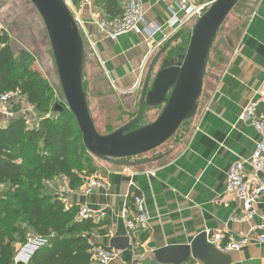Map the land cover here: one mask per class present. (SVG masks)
Returning <instances> with one entry per match:
<instances>
[{"label": "crops", "instance_id": "crops-1", "mask_svg": "<svg viewBox=\"0 0 264 264\" xmlns=\"http://www.w3.org/2000/svg\"><path fill=\"white\" fill-rule=\"evenodd\" d=\"M69 1L81 37L88 43L111 90L128 102L134 101L151 62L141 73L150 46L170 33L168 9H174L173 0H138L146 19L162 28L151 43L134 34L109 40L97 29V18H115L126 0H117L118 6L109 4L106 8L100 4L102 0L91 4L82 0ZM247 3L250 10L236 47L222 68L211 69L196 113L185 122L169 158L163 155L148 159V164L138 167H117L95 161L94 175L101 177L105 185L87 197L80 194V188L69 190L64 178L46 183V191L57 195L67 207H87L88 219L96 225L86 235L92 250L97 247L111 249L113 239L119 241L114 244L116 249H112L118 256L109 264H264V245L258 244L235 253L212 254L206 261L192 258L189 253V257L180 263L176 253L190 248L198 236L207 232L221 231L238 237L262 226L264 233V196L256 201L253 217L246 222L230 221L232 215L242 216V211L235 199L225 196L229 167L247 159L257 140L255 131L249 125L239 123L237 118L245 106L264 96V0H247ZM194 23L187 24L169 40L189 37ZM43 48L45 50L44 43ZM48 51L47 57L46 51L44 54L45 63L52 56L51 49ZM173 56L177 57V54L173 53L172 59ZM20 103L21 106L28 105L24 97L20 98ZM262 106L257 107V113L264 116V111L260 110ZM36 117L35 124L38 122ZM7 121L0 116V126ZM246 173L247 177L251 176L249 167H246ZM259 177L264 183V175ZM133 195L144 200L149 220L131 242L123 217L132 210ZM32 236L28 234L27 237ZM132 244L137 247L135 258L131 252ZM19 248L20 244L15 245V251ZM163 249L179 250L167 253L161 263L156 253ZM91 264L96 263L91 259Z\"/></svg>", "mask_w": 264, "mask_h": 264}, {"label": "trees", "instance_id": "trees-1", "mask_svg": "<svg viewBox=\"0 0 264 264\" xmlns=\"http://www.w3.org/2000/svg\"><path fill=\"white\" fill-rule=\"evenodd\" d=\"M100 4L116 6L117 0ZM171 55L169 51L166 58ZM183 55H177V60ZM30 60L25 51L14 53L8 37L0 34V94L24 97L38 116L32 128L19 117L0 126V264H12L15 245L22 246L28 234L49 238V245L30 264H91L92 247L86 235L96 225L91 219H77L79 208L67 207L45 186L64 178L69 190H77L96 173V167L66 104L60 112L54 110L52 87L31 69ZM140 122L137 127L145 126Z\"/></svg>", "mask_w": 264, "mask_h": 264}, {"label": "water", "instance_id": "water-1", "mask_svg": "<svg viewBox=\"0 0 264 264\" xmlns=\"http://www.w3.org/2000/svg\"><path fill=\"white\" fill-rule=\"evenodd\" d=\"M28 1L44 25L62 95L68 111L77 124L84 148L92 158L117 167H138L148 164L150 160L140 162L126 160L162 146L184 122L195 115L211 47L225 19L239 2L214 0L193 25L182 60L163 58L159 70L153 75L158 60L176 37L170 39L156 53L148 66L135 117L114 132L101 135L94 126L86 101L82 82L85 64L84 44L72 13L64 0ZM161 105L163 109L153 123L137 127L145 109ZM54 110L60 112L62 107L55 105ZM117 242H119L117 239H113L110 248L115 250L114 244ZM178 250L163 249L156 254L162 263L167 253L173 254ZM176 253L180 263L189 257V253L192 258H200L202 261H206L205 259L212 254L220 255L206 243L205 234L198 236L190 248Z\"/></svg>", "mask_w": 264, "mask_h": 264}, {"label": "built area", "instance_id": "built-area-1", "mask_svg": "<svg viewBox=\"0 0 264 264\" xmlns=\"http://www.w3.org/2000/svg\"><path fill=\"white\" fill-rule=\"evenodd\" d=\"M70 10L71 3L64 0ZM85 4H91L95 0H82ZM211 3H198L197 0H173L174 9L170 12L169 28L170 33L161 41L150 46L141 67V73L145 66L151 61L157 50L169 38L181 31L190 22H196L210 7ZM71 12V10H70ZM96 27L99 32L109 40H115L123 35L134 34L144 37L147 42H152L157 34L161 32V27L155 22L148 21L143 8L138 0H126L122 4L121 14L115 18L100 16L96 20ZM21 97H16L14 93L0 94V116L5 120L23 118L26 125L30 114V105L21 106ZM264 105V96L260 97L256 103H249L243 108L237 120L239 123L249 125L256 133L257 140L253 145V150L247 159L232 164L227 172L225 196L235 199L242 211V216L232 215V222H246L253 217V206L256 201L264 196V183L260 175H264V116L258 114L257 107ZM246 167L251 170V176L247 177ZM104 180L93 175L83 182L80 187V194L83 197L89 196L93 191L104 188ZM132 210L123 217L124 226L129 240L132 242L134 235L143 230L148 222L145 211L144 200L139 195L132 197ZM89 218V211L86 206L79 209L77 219L85 220ZM263 227L253 228L245 235L234 237L231 234L218 231L215 233H205L206 243L221 254L239 252L251 244L264 245ZM49 245V238L42 236H32L15 251L12 264H30L34 255L41 249ZM133 257L137 253L135 244L131 245ZM136 252V253H135ZM118 253L112 249L97 247L92 250V260L96 264H109L114 261ZM138 258V257H137ZM134 261V260H133ZM141 264V263H137Z\"/></svg>", "mask_w": 264, "mask_h": 264}, {"label": "rangeland", "instance_id": "rangeland-1", "mask_svg": "<svg viewBox=\"0 0 264 264\" xmlns=\"http://www.w3.org/2000/svg\"><path fill=\"white\" fill-rule=\"evenodd\" d=\"M204 1L205 2H202L211 3L206 0ZM249 10L250 6L247 3V0H239L218 31L207 60L201 95L207 87V79L210 75L211 69L222 68L223 63L236 47L241 31L246 23ZM42 25L43 24L38 13L28 0H0V34H5L8 37L9 41L12 43V50L15 51V53L25 51L30 55L31 60L29 63L31 69L40 71L41 74H43L42 76L52 87L51 106L54 107L55 105H59L63 107L65 105V101L52 56L48 59V62L46 61L45 63L44 54L46 51V57L49 55L48 50H50V47L47 40V34L44 32L45 30ZM191 30L192 28L189 30V36L191 34ZM82 39L85 53L82 82L89 113L97 132L101 135H107L110 131H114L128 123L135 116L140 92H138L135 100L131 102L122 99L121 96L114 93L99 69L88 43L84 38ZM188 42L189 37L176 39L173 41L174 44H171L172 46L169 45V51L172 55L173 53L183 55L184 51L187 49ZM43 43L45 45V50L43 48ZM178 50H180L182 54L178 52ZM167 52L165 51V53L158 60L153 70V75L157 72L156 69L159 70L161 60L166 58ZM177 58L178 57H174L173 59ZM143 79L144 78L141 80L140 89ZM162 109V105L155 108L145 109L140 125L153 123L158 118ZM49 113H52V108ZM36 116L37 114L34 109H32L27 119L28 121L30 120L31 126L35 125L33 122H36ZM184 124L185 122L162 146L144 155L128 159L126 161L139 162L162 157L163 155L169 158L172 155L171 151L173 149V145L177 141ZM28 125L26 126L30 128ZM169 153H171L170 156L168 155ZM95 161L98 160L92 158V163Z\"/></svg>", "mask_w": 264, "mask_h": 264}]
</instances>
